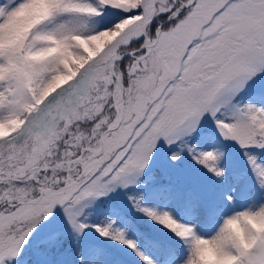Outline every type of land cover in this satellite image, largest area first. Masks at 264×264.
Segmentation results:
<instances>
[{"label":"snow or ice","instance_id":"obj_1","mask_svg":"<svg viewBox=\"0 0 264 264\" xmlns=\"http://www.w3.org/2000/svg\"><path fill=\"white\" fill-rule=\"evenodd\" d=\"M260 221L264 0H0V264H264Z\"/></svg>","mask_w":264,"mask_h":264},{"label":"trees","instance_id":"obj_2","mask_svg":"<svg viewBox=\"0 0 264 264\" xmlns=\"http://www.w3.org/2000/svg\"><path fill=\"white\" fill-rule=\"evenodd\" d=\"M241 172H243L244 170H240ZM248 179V177H245L244 179H242V180H237V179H235L234 178V176H231V173H229L228 171H227V178L225 179V180H223V181H221V180H219L218 179V181L219 182H217V183H215L214 185H213V190H214V192L216 193V196L217 197H219V196H221L222 195V193L223 192H225V191H227L229 188H231L234 184H236L237 185V187L238 188H240V186L242 185V183L244 182V181H246ZM162 181V180H161ZM221 181V182H220ZM156 203H159V204H161V205H163L164 204V200L163 199H161V200H159V201H155ZM257 202H259V200L257 201ZM236 203H237V205L238 206H241V207H243V206H247V204L249 203V201H247V200H242L241 199V195H240V193L238 192L237 193V197H236ZM138 222H141V224L145 227V228H147L148 230H150L153 234H155V235H162V233H158L157 231H156V229L150 224V222H147V221H142V219H139L138 220ZM116 251L117 252H119V249H116ZM121 253V252H120ZM127 259H129L130 260V264H134V261L132 260V258L130 257V256H127L126 254H124V253H122Z\"/></svg>","mask_w":264,"mask_h":264},{"label":"rangeland","instance_id":"obj_3","mask_svg":"<svg viewBox=\"0 0 264 264\" xmlns=\"http://www.w3.org/2000/svg\"><path fill=\"white\" fill-rule=\"evenodd\" d=\"M224 163L227 165V171L229 173H231V176H234L233 175V170L234 169H238L239 171L245 169V165H244L243 161L231 149H229L228 156L225 158ZM184 167L186 168L187 167V164H185ZM159 182L160 183H163V181H159ZM202 182L211 189L210 195H212L214 197H217L216 196V193L213 190V185L215 183L219 182L218 179L212 180V179L202 178ZM250 183H251V178L248 177V179L242 183V185L240 186V188H242L245 185L250 184ZM258 196H259V194H258ZM169 207L174 208L175 211L178 214H180L181 211H182L181 210V207L178 204H171V205H169ZM139 219H141V218L140 217H137V220H139ZM142 221H144V220L142 219ZM139 223H141V222H139ZM145 229H147V228H145ZM158 236H161L162 237V235H158ZM117 254L120 255L119 253H117ZM124 264H127V261H125V259H124Z\"/></svg>","mask_w":264,"mask_h":264},{"label":"clouds","instance_id":"obj_4","mask_svg":"<svg viewBox=\"0 0 264 264\" xmlns=\"http://www.w3.org/2000/svg\"><path fill=\"white\" fill-rule=\"evenodd\" d=\"M253 223H254V225L257 226V227H264V221H260L259 223H256V222H253ZM232 227H233V229L236 230L237 232L240 231L238 224L233 223ZM205 255L208 256V255H210V254L206 251V252H205Z\"/></svg>","mask_w":264,"mask_h":264}]
</instances>
